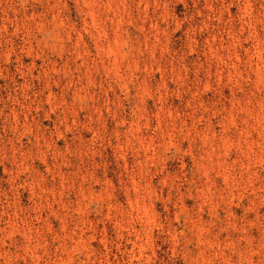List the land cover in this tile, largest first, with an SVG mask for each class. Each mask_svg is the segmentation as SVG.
<instances>
[{"label": "rangeland", "instance_id": "1", "mask_svg": "<svg viewBox=\"0 0 264 264\" xmlns=\"http://www.w3.org/2000/svg\"><path fill=\"white\" fill-rule=\"evenodd\" d=\"M0 264H264V0H0Z\"/></svg>", "mask_w": 264, "mask_h": 264}]
</instances>
